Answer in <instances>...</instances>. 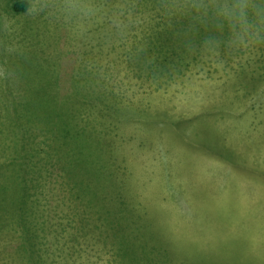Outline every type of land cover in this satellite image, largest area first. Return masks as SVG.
Wrapping results in <instances>:
<instances>
[{"label":"rangeland","instance_id":"obj_1","mask_svg":"<svg viewBox=\"0 0 264 264\" xmlns=\"http://www.w3.org/2000/svg\"><path fill=\"white\" fill-rule=\"evenodd\" d=\"M90 2L82 16L0 0V173L15 157L11 100L60 103L103 148L87 176H27L35 224L6 219L0 264H264V30L241 41L209 12L157 51L173 41L168 9L187 0ZM110 186L114 212L92 197ZM20 203L3 192L14 218Z\"/></svg>","mask_w":264,"mask_h":264},{"label":"trees","instance_id":"obj_2","mask_svg":"<svg viewBox=\"0 0 264 264\" xmlns=\"http://www.w3.org/2000/svg\"><path fill=\"white\" fill-rule=\"evenodd\" d=\"M13 9L16 12H23L27 9V3L16 2ZM181 10L175 8L174 11L171 12V10L168 9V17L172 19L170 35H172L173 41L168 42L166 45L162 43L154 45L156 48L155 50L158 51L163 46L167 47V49L171 46V48H173L171 50H174L176 45L173 43L178 44L177 42L184 39L186 35L191 34V36H195V33H198V26L203 23L205 16H197L192 13L189 8ZM207 19L208 15L206 16V20ZM160 34L161 33H159V35ZM185 46L188 45H184V47ZM178 49L179 48H177V50ZM165 51L167 52V50ZM168 52L173 53L174 51ZM166 56L165 54L162 57L158 56V58L164 59ZM17 102H19V99L17 101L11 100L9 105L5 106L7 122L13 125V127L9 125L10 134H8L7 137L9 139L12 138L11 148L14 149L13 155H15V157L13 162H10L8 171L6 172L5 170L0 173V226L5 225L4 222L6 219L12 220L11 223L15 225L23 223L35 224V218L32 217L31 209H29V193L27 191V185L25 184V180H30L27 176L34 177L35 170L45 171L47 166L51 165L54 166V169L56 166H58L57 168H61L71 165L72 172H79L80 176H87L88 169L86 165L93 164L94 160H92L91 157L100 158L103 150L100 144L96 142L97 140L91 139L93 137L89 135V130L74 124L72 116H70L69 111L64 105V108H61L60 103ZM36 146L40 147L37 154H35L36 151H34V147ZM39 154L41 155L38 156ZM36 155L37 160L35 159ZM21 176L23 177L22 184H20V182L18 183V181L21 180ZM69 182L75 189V181ZM16 183L20 184L18 185V189L17 187L15 188ZM9 186L11 188H9ZM8 189H12L16 195L21 197L19 210L22 212L21 216L23 215V217L18 216L19 218H14L11 211L2 210V208H4V203L2 204L3 192L7 191L8 194ZM16 189L19 190V192ZM78 191L80 192L81 190ZM98 192L105 194L103 200L109 203L108 208H110L111 212H114L113 209L116 207L117 202L110 198H117L119 196L120 199L117 189L111 186L110 191H107V189H100L94 192L92 197ZM88 197H90L89 193ZM123 205L125 206L126 203L124 202ZM116 220L115 217L109 216L106 222L113 223ZM113 227L114 225H111L110 228ZM122 227L123 226L120 224L119 228ZM29 240H33V238L30 236Z\"/></svg>","mask_w":264,"mask_h":264},{"label":"clouds","instance_id":"obj_3","mask_svg":"<svg viewBox=\"0 0 264 264\" xmlns=\"http://www.w3.org/2000/svg\"><path fill=\"white\" fill-rule=\"evenodd\" d=\"M52 0H40L33 11L38 15L45 11ZM59 7L69 15L88 16L95 10L90 0H61ZM187 7L197 16L211 13L217 27L227 26L229 32L243 41L264 30V0H187Z\"/></svg>","mask_w":264,"mask_h":264}]
</instances>
